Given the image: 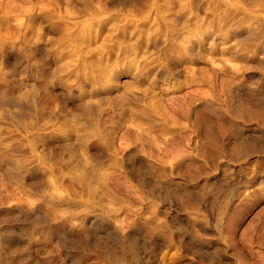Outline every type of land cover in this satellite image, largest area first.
<instances>
[{"label":"rangeland","instance_id":"rangeland-1","mask_svg":"<svg viewBox=\"0 0 264 264\" xmlns=\"http://www.w3.org/2000/svg\"><path fill=\"white\" fill-rule=\"evenodd\" d=\"M0 264H264V0H0Z\"/></svg>","mask_w":264,"mask_h":264},{"label":"bare ground","instance_id":"bare-ground-1","mask_svg":"<svg viewBox=\"0 0 264 264\" xmlns=\"http://www.w3.org/2000/svg\"><path fill=\"white\" fill-rule=\"evenodd\" d=\"M96 217V215H94V217H92V218H95ZM98 219L100 220V217L98 216Z\"/></svg>","mask_w":264,"mask_h":264}]
</instances>
